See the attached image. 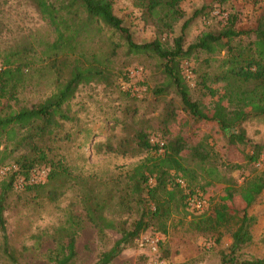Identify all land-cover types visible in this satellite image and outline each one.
<instances>
[{
    "label": "rangeland",
    "instance_id": "rangeland-1",
    "mask_svg": "<svg viewBox=\"0 0 264 264\" xmlns=\"http://www.w3.org/2000/svg\"><path fill=\"white\" fill-rule=\"evenodd\" d=\"M49 2L57 4L56 0ZM113 2L114 14L122 19L135 43L159 39L166 47H171L174 38L180 36L184 21L206 3L205 0L181 2L183 18L174 23L172 29L165 30L158 21L143 19L142 10L134 6V0ZM253 2L229 0L192 20L184 32V47L205 32L220 30L229 14L235 16L237 29L253 28L260 11L257 8L264 5L262 1L256 0L257 5ZM54 38L52 27L41 17L33 0H0V52L24 48L35 52L27 70L25 88L19 91L18 102L11 103L14 110L39 103L54 90V71L41 54L45 44L52 43ZM110 42L122 46L111 59L108 81L81 84L74 97L63 106L70 121H61L53 135L39 143L46 155L41 167L50 170L60 165L69 176L40 192L15 190L6 196L3 219L8 247L5 253L0 232V264H54L50 256L57 246L56 231L60 228L77 230L76 255L69 264H98L102 254L120 239V231L131 230L140 215V203L134 200L124 201L125 205L120 203L124 196V176L146 157V152L137 147L139 133L147 135L151 142L160 140L167 144V140L182 137L191 145L202 140L208 143L212 149L210 164L234 183L230 187L213 184L204 190L210 209L220 202L222 188L238 189L245 178L259 172L255 161L248 158L253 144L264 145V116L249 119L242 125L247 144H230L227 135L220 133L216 125L192 122L173 88L161 95L155 93L166 84L157 58L128 54L119 35L107 28L94 38L90 47L99 55H106ZM187 67L192 72L195 64L187 62ZM213 71L214 67L208 70L209 74ZM196 82L197 76L192 73V78L187 80L191 99L201 100L204 106L211 105L207 97H202L201 87ZM20 154L14 153L0 166V184L8 177L2 175V168H16L15 160ZM190 154L188 150L183 152L187 158ZM94 196L105 197L110 202L104 215L114 222L115 228L98 232L86 219L85 203ZM201 212L188 216L174 214L167 223L166 234L147 229L122 248L109 264H221L222 255L229 254L230 234L236 226L221 229L218 234L199 231L193 219L199 218ZM248 215L254 218L249 229L252 240L241 247L236 257L264 260V191L249 208ZM156 236L160 240L155 253L141 246V239Z\"/></svg>",
    "mask_w": 264,
    "mask_h": 264
},
{
    "label": "trees",
    "instance_id": "trees-1",
    "mask_svg": "<svg viewBox=\"0 0 264 264\" xmlns=\"http://www.w3.org/2000/svg\"><path fill=\"white\" fill-rule=\"evenodd\" d=\"M183 1L134 0V6L142 10L143 19H154L165 30H170L174 23L183 18L179 7ZM205 1L184 21L181 34L174 38L172 46L166 47L159 39L135 43L122 19L114 14L113 0H56L57 4L49 0H33L41 17L55 34L53 42L45 44L41 53L54 71V90L43 101L14 110L11 103L18 102L17 95L25 88L27 70L35 58V52L25 48L0 52V166L14 153H21L15 160L16 170L9 172L0 184V232L5 253L8 239L3 212L7 194L15 191V178L18 175L28 178L27 174L32 169L41 167L46 161L39 143L44 137L53 135L61 121H70L63 106L74 97L78 87L109 79L111 59L122 45L110 42L106 55H99L91 48L94 38L104 28L119 35L128 54L151 56L160 61L166 84L155 91L156 94L161 95L173 88L180 98L183 111L192 122L216 125L220 133L227 135L230 144H247L242 125L249 119L264 116V5L257 8L260 11L253 28L237 29L235 16L229 14L220 30L205 32L184 47V32L192 20L229 0ZM253 4L257 5L256 0ZM200 55H205L204 59L200 60ZM184 62L195 64L192 73L197 76L196 83L201 87L202 97H207L211 105L204 106L201 100L191 99L187 80L182 74ZM211 67H214V71L209 74ZM167 141V144L162 142L163 148H160V140L151 142L147 135H137V147L139 151L146 152V157L130 174L124 176V196L120 203L125 205L122 203L127 200L140 203V215L131 230L120 231V239L102 254L98 264H109L122 248L149 228L166 234L167 223L174 214L188 216L194 213L189 210L187 193L200 192L204 195V190L213 184L234 185L210 164L212 149L205 140L195 145L182 137ZM251 148L252 154L248 159L255 161L264 152V145L253 144ZM160 149L162 152H159ZM186 150L191 152L188 158L183 156ZM214 161L212 159L211 163ZM65 176H69L66 169L56 165L49 170L45 183L28 185L22 190L40 192L54 186ZM222 189L220 202L211 209L209 205L199 218L193 219L195 228L218 234L221 229L235 224L230 234L229 254L222 255L221 264H264L263 259L240 260L236 257L241 247L252 240L249 229L254 218L248 215V210L264 191V169L245 178L238 189ZM109 203L105 197L100 199L97 196L85 203L86 219L98 232H103L104 228H115L114 222L104 215ZM235 215L240 217L235 219ZM56 233L57 246L51 253L50 261L69 264L76 255L77 230L60 228ZM12 262L15 263L13 258Z\"/></svg>",
    "mask_w": 264,
    "mask_h": 264
},
{
    "label": "built area",
    "instance_id": "built-area-1",
    "mask_svg": "<svg viewBox=\"0 0 264 264\" xmlns=\"http://www.w3.org/2000/svg\"><path fill=\"white\" fill-rule=\"evenodd\" d=\"M182 74L186 78V80H189L192 78V72L187 67V62H184L182 65ZM152 141V140H151ZM160 148H163V143H159ZM159 152H162V149H160ZM255 167L258 170L264 169V152H262L258 158L254 162ZM15 166H5L2 168V175H7L11 171H15ZM49 173V170L45 169L44 167H38L34 168L30 171L29 174H27L28 178H24L22 175H18L14 182L13 187L15 190H22L25 186H32V185H39L43 184L45 182V179ZM182 183V182H181ZM187 204L189 207V210L191 212H201L204 209L208 207V202L204 195H202L200 192H196L195 194H188L187 193ZM160 237H154V238H143L141 239V246H146L152 253H155L157 251V243L159 242ZM160 264H165L163 262H160Z\"/></svg>",
    "mask_w": 264,
    "mask_h": 264
}]
</instances>
